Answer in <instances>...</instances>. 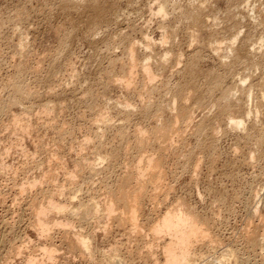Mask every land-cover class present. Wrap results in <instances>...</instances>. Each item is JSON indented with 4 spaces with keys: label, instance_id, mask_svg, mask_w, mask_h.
I'll return each instance as SVG.
<instances>
[{
    "label": "rangeland",
    "instance_id": "obj_1",
    "mask_svg": "<svg viewBox=\"0 0 264 264\" xmlns=\"http://www.w3.org/2000/svg\"><path fill=\"white\" fill-rule=\"evenodd\" d=\"M165 1L168 16H164L167 18L157 14L160 0H0V101L9 99L12 86L8 85L15 80L23 81L21 83H25L33 94L25 105L13 106L9 115H0V264H27L29 259L38 260L35 264H102L103 254L107 255L116 244L122 248L120 257L124 264H164V253L170 243L167 239H156L152 235L154 227L168 209L177 208L182 202L196 211V215L199 213L198 217L209 221L213 227L210 226L211 237L219 241L215 244L216 249L221 247V250L215 249L217 254H213L214 249L206 239V243L199 244L195 252L200 254L199 258L205 256L208 260L198 259L201 263L197 261L196 264H206L214 258L216 264H234L232 258L221 262L220 256L226 253L225 249L234 250L241 261L246 262L249 258L246 264H264V244H259V240L264 243L260 239L264 236V0H205L209 2L204 7L202 0ZM162 2L164 5V0ZM202 7L205 9L203 13L202 10L198 12ZM132 46L138 58L134 61L136 65L129 61L128 49ZM152 56L153 68L150 63ZM144 58L145 61L149 58L147 62L157 78L150 85H154L151 87L153 91H148L149 86L141 75L146 63ZM131 63L135 67H129ZM129 72L134 75L133 79ZM128 77L133 85L130 90L122 84ZM242 77L244 83H241ZM144 85H147V90ZM201 97L203 100L200 101ZM173 98L179 102L174 104ZM49 104L53 105L54 111L46 115L41 109ZM167 105L175 106L172 108L174 114ZM25 108L29 114H22V118L28 119L34 128L27 129L28 132L25 130V133L16 132L8 127L11 114L23 113ZM184 108L190 113L188 117ZM162 109H165L163 117L158 114ZM175 116L191 120L179 122L181 134L174 137L169 144L171 147L152 138L148 147L142 151L137 148L138 130L143 132L142 135L152 137L160 127L172 126ZM101 117L109 121L108 125L96 121ZM230 117L243 120L244 129H234L229 122ZM202 133H207V137ZM212 133H215V138ZM95 152L102 155L113 153L114 157L101 163ZM157 155L164 157L166 181H162L164 190L160 187L163 193L157 190L159 197L155 201L153 198L156 196L151 192L153 188L148 186L146 191L152 194L145 192L146 197H140L143 199H140L143 202L139 200L142 210L137 211L140 230L128 224H124V228L118 220L108 218L102 221V230L100 226H94L91 231L97 230L93 238V243L97 242V248L94 243L96 260L82 257L74 251L70 253L72 249L62 228H55L56 234L53 231L54 234L49 235L52 230L48 231L43 237L35 231L34 214L41 204L47 203L46 197L52 196L53 190H67L66 193L63 191L64 195L55 196V200L63 205L68 204L71 197H76V203L93 198L105 203L106 187L110 184L113 187L119 176L120 180L126 179L128 171H133L139 163L143 164V159ZM89 156L90 161L93 162L94 156L96 162H100L97 164L94 160L93 163L97 164L100 174L89 173L86 168L84 172L79 171L77 177L76 173L73 174L76 184L69 186V175L76 172L78 160H88L86 157ZM191 165L194 169L197 166V171L191 170ZM183 166L190 167L191 173L184 171ZM59 216L52 215L51 219L58 217V221H64L63 216H60L62 220ZM82 226L80 231L76 225L73 230L76 227L77 233L87 231L86 226ZM252 240L256 242L253 247L250 244ZM45 247L59 252L55 251L53 260H47L45 251L42 252ZM151 248H154L153 252H150Z\"/></svg>",
    "mask_w": 264,
    "mask_h": 264
},
{
    "label": "bare ground",
    "instance_id": "obj_2",
    "mask_svg": "<svg viewBox=\"0 0 264 264\" xmlns=\"http://www.w3.org/2000/svg\"><path fill=\"white\" fill-rule=\"evenodd\" d=\"M161 2H162V0H160ZM205 0H202V5H203V7H204V5H206V3H208L209 1H207V2H204ZM161 2H159V6H158V12H157V14L158 15H162L163 17H165L166 15L168 16V13H167V6H166V1L164 0V5H161ZM204 2V3H203ZM163 3V2H162ZM85 4V3H84ZM91 5V4H90ZM95 5V7H100L98 4H97V6H96V4H94ZM93 5V6H94ZM80 6V5H79ZM92 6V5H91ZM196 7V6H195ZM203 7H202V9H200L199 11H198V9H197V11L198 12H201V10H202V13H203V11L205 10H203ZM209 7V6H208ZM198 8H201V7H198ZM83 9V8H82ZM85 9V8H84ZM91 9H93V7H91ZM96 9V8H95ZM95 9H93V10H95ZM157 10V9H156ZM97 11H98V9H97ZM103 11V10H102ZM191 11V10H190ZM190 11H188L189 13H192V12H190ZM195 11V10H194ZM194 11H193V14H194ZM197 11H196V13H197ZM94 12V11H93ZM100 13V12H99ZM98 13V14H99ZM167 13V14H166ZM195 13V14H196ZM192 14V15H193ZM102 15V14H101ZM165 15V16H164ZM184 15V14H183ZM190 15V14H189ZM201 15V14H200ZM204 15V14H203ZM100 16V15H99ZM161 16V17H162ZM173 16V15H172ZM185 16V15H184ZM202 16V15H201ZM97 17V16H96ZM95 17V18H96ZM193 17V16H192ZM195 17V16H194ZM98 18V17H97ZM96 18V19H97ZM103 18V17H102ZM165 18H167V17H165ZM203 18V17H202ZM163 19V18H162ZM194 19V18H193ZM197 19V18H196ZM196 19H195V21H196ZM200 19H201V17H200ZM204 19V18H203ZM99 20V19H98ZM165 21V20H164ZM192 21V20H191ZM200 21V20H199ZM203 21V20H202ZM95 22V21H94ZM194 22V21H193ZM208 22V21H207ZM206 22V23H207ZM97 23V22H96ZM195 23V22H194ZM197 23V22H196ZM93 24V23H92ZM94 25H95V23H94ZM203 25H204V23H203ZM97 26V25H96ZM240 26V25H239ZM194 27V26H193ZM199 27H200V24H199ZM201 28H203V27H201ZM199 29H197V31H198ZM199 32V31H198ZM198 35V34H197ZM196 35V36H197ZM237 38V37H236ZM252 38V37H251ZM167 39V38H166ZM168 40V39H167ZM234 41H235V39H234ZM233 41V42H234ZM248 41V40H247ZM66 42V41H65ZM64 44V43H63ZM166 44V43H165ZM214 44V43H213ZM234 44V43H233ZM212 45V44H211ZM217 45V44H216ZM150 46H152V45H150ZM150 46H149V48H150ZM154 47V46H153ZM214 47V46H213ZM212 47V48H213ZM232 47V46H231ZM152 48V47H151ZM150 48V49H151ZM216 48V49H215ZM215 48H213V49H215V50H218L217 48V46H215ZM235 48V47H234ZM244 48V47H243ZM137 50V49H136ZM232 50H233V52L235 51L234 49H233V47H232ZM231 50V51H232ZM212 51V50H211ZM128 56H130L129 57V61H133L132 63L134 64V65H136L135 64V60H137L136 59V52H135V48L132 46V47H130L129 49H128ZM237 52H239V51H237ZM232 53V52H231ZM150 54V53H149ZM152 54H153V51H152ZM168 54V53H167ZM167 54H165L166 55V57H167ZM239 54V53H238ZM237 54V55H238ZM240 55V54H239ZM150 56V55H149ZM153 56H154V54H153ZM153 56L152 57H150V58H152V62L149 60V58L148 59H146L147 61L149 60L150 61V63H151V66H152V68H153V65H155V64H153L152 65V63L154 62L153 61ZM165 57V58H166ZM236 57V56H235ZM239 57V56H238ZM157 58V57H156ZM197 58V57H196ZM161 60V59H160ZM244 60V59H243ZM144 61H145V58H144ZM147 61H145L144 63V65H143V67H142V74L141 75H143V78H145V82H146V84L150 87V85L155 81V75H154V73L152 72L153 70H151V66H150V63H148ZM156 61V60H155ZM157 61H158V59H157ZM138 62V61H137ZM132 63L130 64V66L129 67H131L132 66ZM156 63V62H155ZM195 63V62H194ZM141 64V63H140ZM133 65V66H134ZM138 65V64H137ZM194 65V64H193ZM196 65V64H195ZM194 65V66H195ZM132 66V67H133ZM131 67V68H132ZM135 67V66H134ZM189 67V66H188ZM191 68V67H190ZM134 70H135V68H133ZM141 69V68H140ZM194 69V68H193ZM133 70V71H134ZM132 71V70H131ZM130 74H131V72H129ZM128 73V74H129ZM136 74V73H135ZM138 74V73H137ZM190 74V73H189ZM130 76V75H129ZM137 76V75H136ZM209 76H211V74L209 75ZM127 77V76H126ZM133 77H134V75L132 76V74H131V78L133 79ZM187 77H189V75L187 76ZM212 77H214V76H212ZM131 78H127V80H126V82L125 81H123L122 82V84H124V86L125 87H127L128 88V90H130L131 89V87H133V85L131 86V84H132V81H131ZM185 78V77H184ZM205 78V77H204ZM209 78V77H208ZM243 78V77H242ZM129 79V80H128ZM157 79V78H156ZM189 79V78H188ZM206 79H207V77H206ZM137 80V79H136ZM189 80H191V79H189ZM241 80V79H240ZM134 81V80H133ZM187 81V80H186ZM21 82H23V81H16L15 80V82H11V84H10V86L8 85V87H11V89H12V93L8 96L9 97V99L7 100V101H0V115H2V114H7L8 113V115H9V112L11 111V108L13 107V106H17V105H25V101H30L31 100V97H32V91L31 92H29L27 89H28V86L25 84V83H23V84H25V85H23ZM135 82V81H134ZM133 82V83H134ZM185 82V81H184ZM188 82V81H187ZM220 82V81H219ZM245 82V79L243 78L242 79V82L241 83H244ZM190 82H188V84H189ZM211 83V82H210ZM209 83V84H210ZM216 83V82H215ZM187 84V83H186ZM187 84V85H188ZM134 85H135V83H134ZM147 85H144L145 86V88L144 89H146V87H147ZM208 85V84H207ZM216 85H218V83L216 84ZM154 86V85H153ZM153 86H151V87H153ZM215 86V85H214ZM149 87H147V89H148V91L150 90H152L151 89V87H150V89H149ZM206 87V86H205ZM209 87V86H208ZM213 87V86H212ZM216 88V87H215ZM146 89V90H147ZM179 89V88H178ZM177 89V90H178ZM212 89H214V88H212ZM217 89V88H216ZM145 90V91H146ZM153 91V90H152ZM155 91V90H154ZM40 92V91H39ZM51 92V91H50ZM179 92V91H178ZM205 92V91H204ZM4 93V92H3ZM34 93H36V92H34ZM175 93V92H174ZM214 93V92H213ZM212 93V94H213ZM2 94V93H1ZM0 94V95H1ZM148 94H149V92H148ZM177 94V93H176ZM209 94V93H208ZM264 94V93H263ZM142 95V94H141ZM180 95V94H179ZM178 95V96H179ZM182 95V94H181ZM184 95V94H183ZM182 95V96H183ZM185 95H186V92H185ZM206 95V94H205ZM143 97L145 96V95H142ZM149 96V95H148ZM174 96V95H173ZM192 96V95H191ZM206 96H208V95H206ZM205 96V97H206ZM175 97H177V95L175 96ZM197 97V96H196ZM183 98H186V97H183ZM194 98H195V96H194ZM198 98V97H197ZM200 98V97H199ZM223 98V97H222ZM144 99V98H143ZM174 99V98H173ZM182 99V98H181ZM187 99V98H186ZM190 99V98H189ZM262 99H263V101H264V95L262 96ZM1 100V99H0ZM3 100V99H2ZM183 100H185V99H182V101ZM191 100V99H190ZM199 100V99H198ZM201 100H203V98L201 97V99H200V101ZM170 101H173V100H170ZM169 101V102H170ZM187 101H188V99H187ZM192 101V100H191ZM195 101V100H194ZM205 101V100H204ZM219 101V100H218ZM52 102V101H51ZM174 104L175 103H177V102H179V101H177L176 102V100L174 99ZM181 102V101H180ZM185 102V101H184ZM197 103H198V101H196ZM186 103V102H185ZM188 103H190V102H188ZM195 103V102H194ZM202 103V102H201ZM204 103V102H203ZM218 103V102H217ZM46 104V103H45ZM181 104V103H180ZM183 104V103H182ZM199 105H200V103H198ZM205 104V103H204ZM50 106H52V108L50 107V106H44L43 108L44 109H41L42 110V113L44 112V114H46L47 115V113H49L50 114V112L54 109L53 108V105H51V104H49ZM171 105V104H170ZM191 105V104H190ZM189 105V106H190ZM223 105V104H222ZM21 106V107H22ZM146 106V105H145ZM168 106V105H167ZM188 106V107H189ZM202 106V105H201ZM221 106V105H220ZM55 107V106H54ZM127 107H129V106H127ZM130 107H131V105H130ZM129 107V108H130ZM159 107H161V106H159ZM165 107H166V105H165ZM169 107V106H168ZM167 107V108H168ZM177 107V106H176ZM184 107H185V105H184ZM193 107V106H192ZM192 107H190L189 109H191ZM94 108V107H93ZM172 108L173 109H175V106L173 107V105H172V107H169L168 108V110H171L172 111ZM181 108H182V106H181ZM196 108V107H195ZM159 109V108H158ZM187 109V108H186ZM185 108H184V110H186ZM165 109H162L161 110V112H160V110H159V112L160 113H158V114H161V116L163 117V115L165 114V111H164ZM179 110V109H178ZM181 110V109H180ZM192 110H193V108H192ZM192 110H191V112H192ZM54 111V110H53ZM56 111V110H55ZM158 111V110H157ZM167 111V110H166ZM187 112L186 113H188V109L186 110ZM190 111V110H189ZM13 112V111H12ZM181 112H183V110L181 111ZM185 112V111H184ZM11 113V112H10ZM19 113V112H18ZM25 113H27V114H29V111H28V109H23V113H21V111H20V113L19 114H16V113H14V114H11L12 116V119H11V121L9 122L10 123V125L8 126L9 128H12L13 130L15 129L16 130V132L17 131H21V132H24L25 133V130L27 131V129L29 130V129H33L34 128V126H33V128H31L32 127V125L30 124V122L28 121V119L26 120V119H23L22 118V116L25 114ZM40 113V112H39ZM56 113V112H55ZM54 113V114H55ZM171 113H173V111L171 112ZM23 114V115H22ZM48 114V115H49ZM101 114V113H100ZM103 114V113H102ZM174 114V113H173ZM177 114V113H176ZM180 114V113H179ZM183 113H181V116L182 117H184V115H182ZM185 114V113H184ZM221 114V113H220ZM257 114V113H256ZM187 115H190V113H188V114H186L185 116H187ZM192 115V114H191ZM7 116V115H6ZM101 116V115H100ZM177 116V115H176ZM176 116H175V118H176ZM180 116V115H179ZM247 116H249V114L247 115ZM55 117V116H54ZM188 117V116H187ZM190 117V116H189ZM191 117H193V116H191ZM8 118V117H7ZM25 118H27V115H26V117ZM57 118V117H56ZM56 118H54V120L56 119ZM100 118V117H99ZM102 118V117H101ZM174 118V119H175ZM180 118V121L179 120H177V119H179ZM179 118H176L175 120H173L174 122L172 123L173 125L172 126H170V127H164V128H159L158 129V127H157V129L158 130H153L154 132L152 133L153 134V136L152 137H146V136H144V134L142 135L141 134V132L138 130V135H136V139H137V142H136V144H137V146H135V147H137V148H139L140 149V151H142L141 149H143V148H146V147H148V145L150 144V142H151V139L153 138V140H157L156 142H158V143H160V141H161V144L163 143L164 145H165V143H166V145H168L169 147H171L170 145V143L172 142V140L174 141V137H176V135H178V133H180L181 134V123H179V122H181V117H179ZM220 118H222L221 116H220ZM2 119V118H1ZM49 119V118H48ZM172 119H173V117H172ZM187 119H189V118H187ZM186 119V120H187ZM223 119V118H222ZM244 119V118H243ZM3 120V119H2ZM50 120V119H49ZM53 120V121H54ZM96 120V119H95ZM107 120V119H106ZM106 120H104L103 118L100 120V119H98V120H96V121H98L99 122V124L101 123V125H102V123H103V125H105L106 123V125H108V122L106 121ZM185 119L184 120H182L183 122L184 121H186ZM191 119H189V121H190ZM230 120V121H229ZM228 121L230 122V124H231V126L235 129H241L242 127H243V129H244V126L243 125H245V123H244V121L243 120H238V118H234V117H230V119H229ZM245 120V119H244ZM51 121V120H50ZM56 121V120H55ZM8 122V121H7ZM52 122V121H51ZM57 122V121H56ZM210 122V121H209ZM209 122H208V124H209ZM48 123V122H47ZM46 123V124H47ZM217 123V122H216ZM38 124V123H37ZM55 124V123H54ZM202 124V123H201ZM207 124V125H208ZM214 124V123H213ZM219 124V123H218ZM56 125V124H55ZM54 125V126H55ZM96 125H98V124H96ZM46 126V125H45ZM122 126V125H121ZM164 126V125H163ZM162 126V127H163ZM212 126V125H211ZM215 126V125H214ZM221 126V125H220ZM219 126V127H220ZM3 127V126H2ZM5 127V126H4ZM53 127V126H52ZM109 127V126H108ZM150 127V126H149ZM154 127V126H153ZM186 127V126H185ZM205 127V126H204ZM140 128V127H139ZM208 128V127H207ZM155 129V128H154ZM209 129V128H208ZM220 129V128H219ZM231 129V128H230ZM12 130V131H13ZM102 130H103V128H102ZM104 130H106V129H104ZM145 130V129H144ZM143 130V131H144ZM197 130V129H196ZM201 130V129H200ZM207 130V129H206ZM214 130V129H213ZM250 130V129H249ZM125 131V130H124ZM203 131V130H202ZM209 131V130H208ZM208 131H206L207 133H208ZM211 132H212V130H210ZM229 131V130H228ZM15 132V133H16ZM28 132V131H27ZM26 132V133H27ZM103 132V131H102ZM127 132V131H126ZM203 132H205V129H204V131ZM219 132V131H218ZM23 133V134H24ZM143 133V132H142ZM144 133H145V131H144ZM149 133V132H148ZM189 133V132H188ZM196 133V132H195ZM207 133H202L205 137H207ZM18 134V133H17ZM28 134V133H27ZM179 134V135H180ZM183 134V133H182ZM199 134H200V132H199ZM213 134V133H212ZM217 134V133H216ZM120 135V134H119ZM201 135V134H200ZM202 135V136H203ZM214 135H215V133L212 135V137H214ZM261 135V134H260ZM30 136V135H29ZM103 136V135H102ZM101 136V137H102ZM123 136H126V135H123ZM133 136V135H132ZM135 136V135H134ZM87 137V136H86ZM97 137V136H96ZM99 137V136H98ZM122 137V136H121ZM130 137V136H129ZM210 137V136H209ZM246 137V136H245ZM19 138V137H18ZM89 138V137H88ZM102 138H104V137H102ZM127 138V137H126ZM201 138V137H200ZM215 138V137H214ZM20 139V138H19ZM72 139V138H71ZM203 139V138H202ZM248 139V138H247ZM86 140V139H85ZM103 140V139H102ZM152 140V142L154 143L155 141H153ZM20 141V140H19ZM80 141V140H79ZM101 141V140H100ZM182 141V140H181ZM199 141V140H198ZM213 141V140H212ZM21 142V141H20ZM43 142V141H42ZM86 142V141H85ZM89 142V141H88ZM104 142V141H103ZM126 142V141H125ZM178 142V141H177ZM180 142V141H179ZM214 142V141H213ZM24 143V142H23ZM82 143V142H81ZM92 143V142H91ZM100 143V142H99ZM203 143V142H202ZM201 143V144H202ZM207 143V142H206ZM209 143V142H208ZM83 144V143H82ZM104 144V143H103ZM103 144H101L102 146H103ZM170 144V145H169ZM200 144V143H199ZM200 144V145H201ZM91 145H93V144H91ZM153 145V144H152ZM208 146L210 145V143L209 144H207ZM17 146V145H16ZM80 146H82V145H80ZM86 146V145H85ZM126 146V145H125ZM131 146V145H130ZM197 147H198V145H196ZM196 146H195V148H196ZM202 146H203V144H202ZM216 146V145H215ZM60 147V146H59ZM87 147V146H86ZM89 147V146H88ZM94 147V146H93ZM101 147V146H100ZM134 147V148H135ZM158 147H160V144L158 145ZM161 147H162V145H161ZM160 147V148H161ZM165 147V146H164ZM168 147V148H169ZM73 148V147H72ZM95 148V147H94ZM102 148V147H101ZM128 148V147H127ZM168 148H167V150H168ZM194 148V149H195ZM204 148V147H203ZM79 149V148H78ZM124 149V148H123ZM138 149V150H139ZM149 149V148H148ZM148 149H146V150H148ZM162 149V148H161ZM186 149V148H185ZM198 149V148H197ZM201 150H202V148H200ZM39 150V149H38ZM82 150V149H81ZM86 150V149H85ZM92 150V149H91ZM96 150H98L97 148H96ZM101 150V149H100ZM105 150H107V149H105ZM104 150V151H105ZM120 150V149H119ZM191 150V149H190ZM189 150V151H190ZM239 150V149H238ZM237 150V151H238ZM102 151V150H101ZM112 151V150H111ZM126 151H127V149H126ZM131 151V150H130ZM188 151V150H187ZM194 151V150H193ZM205 151H208V150H206L205 149ZM154 152V151H153ZM167 152V151H166ZM169 152V151H168ZM213 152V151H212ZM59 153V152H58ZM95 153H97V155L95 156V157H97V160H99V161H101V163H104V161L102 162V160H105V161H107V159H109V158H113L114 157V154L113 153H110V155H108V154H106L105 155V153H104V155H102V154H99L98 152H95ZM101 153V152H100ZM138 153V152H137ZM194 153V152H193ZM202 153V152H201ZM29 154V153H28ZM64 154V153H63ZM83 154V153H82ZM94 154V153H93ZM112 154V155H111ZM128 154V153H127ZM159 154V153H158ZM168 154V153H167ZM191 154H192V152H191ZM198 154V153H197ZM213 154V153H212ZM8 155V154H7ZM89 155V154H88ZM95 155V154H94ZM120 155V154H119ZM156 154H154V156H155ZM161 155V154H160ZM160 155H157V157H150V158H146L145 159V161H144V159L142 160V163L143 164H145L144 166H142L143 164H141V163H139V165L141 164V166H139L138 164H137V166H135V169L133 170V171H131V170H129L128 172H129V174H127V177H126V179H121L120 180V176L118 177V178H116V179H119L118 181L116 180V183L114 184V186L112 187H110V185H109V187H106V189L105 190H107V191H105L106 193H105V195H107V196H105L106 198H105V200H107V201H105V200H103V201H105V203L104 202H102V203H100L98 200V202L99 203H97V201H95V199L93 200V199H90V201H88L87 200V202H84V201H82V202H79L78 201V203H76V202H74L75 201V199H76V197H74V198H70V200H69V203L68 204H61V203H59V202H57V200H55V196L56 195H60V196H62V195H64V192L62 191V192H57L56 190H53L52 191V193L53 194H51L52 196H50L49 194V196H48V198L46 197V201H47V203L46 204H41L40 205V208L36 211V214H34L35 215V218H34V220L32 221L33 222V224L35 225L34 226V229H35V227H36V229L37 230H35V231H37V232H39V234L43 237V236H46L47 235V232L48 231H51V232H48V234L49 235H51V233H53V231L55 232V228H62L64 231H62V233L64 232V236H65V238L68 240V242L70 243V245H68V246H70V248L72 249H69V248H67V250L69 249V250H71V252L70 253H72L73 251L74 252H76V253H79L78 255H80V256H82V257H85V258H89L90 260H93L94 259V257L96 256V255H94V253L97 251L96 249H95V247H94V243H95V245H96V243L97 242H94L93 243V238H94V236H95V234H94V232H96V231H94L93 232V230L91 231V229L95 226V227H99L101 224H103L102 223V221H104V218L107 220V218H108V220L109 219H116V220H118V223H120V225H122V227L124 226V224H128V225H130V227H132V228H135V230L136 229H138V230H140V228H138V223L140 222L139 221V219H138V217H139V214L137 213V211L140 209V210H142L141 209V207L143 206H141V204H140V202H143V201H141V200H143V199H141V198H144V197H141V196H145V192L147 193V192H149V191H146V189L148 188V186H151V188H153L152 190L153 191H151L152 193V195L153 196H156V198L154 197H152L153 199H155V201H156V199H157V197H159V196H157L156 194H157V190H160V192L162 191L161 190V188L160 187H162V189L164 190V185L162 184V181H166V180H164V177H166V174H164V170H163V166H164V157L163 156H160ZM165 155V154H164ZM86 156V155H85ZM130 156V155H129ZM150 156H152V154L150 155ZM193 156V155H192ZM65 157V156H64ZM79 157V156H78ZM91 156H89V157H86L88 160H86V159H84V160H82L81 159V161H80V159L78 160L79 161V163L77 164V162L75 163V164H77L78 166H77V170H76V172H73L72 174H71V171H70V174L71 175H69L70 176V179L68 180V183H69V186L70 185H75L76 184V181H75V179L74 178H76L77 177V173H79V171H83L84 169H86L87 168V170L89 171V173H93V174H96V173H99L100 174V170H99V168H97V164H99L98 163V161L96 162V158L94 159V156L92 157L93 158V162L92 161H90V158ZM115 157H117L116 155H115ZM191 157V156H190ZM91 158V159H92ZM127 158V157H126ZM186 158H188V157H186ZM194 158H195V156H194ZM57 159V158H56ZM198 159V158H197ZM94 160H95V162L97 163V164H93V163H95L94 162ZM112 160V159H111ZM141 160V159H140ZM66 161V160H65ZM75 161H77V160H75ZM109 162H110V160H108ZM178 161V160H177ZM201 161V160H200ZM203 161V160H202ZM35 162V161H34ZM60 162V161H59ZM115 162V161H114ZM129 162V161H128ZM192 162V161H191ZM190 162V163H191ZM193 162H194V160H193ZM40 163V162H39ZM42 163V162H41ZM55 163V162H54ZM107 163V162H106ZM190 163H188V165L190 164ZM196 163V162H195ZM4 164V163H3ZM73 164V163H72ZM110 164V163H109ZM122 164V163H121ZM186 164V163H185ZM194 164V163H193ZM199 164V163H198ZM101 165V164H100ZM114 165V164H113ZM127 165V164H126ZM155 165V166H154ZM2 166V165H1ZM110 166V165H109ZM185 166V165H184ZM183 166V167H184ZM64 167V166H63ZM108 167V166H107ZM191 167H192V165H191ZM195 167V166H194ZM3 168H5V166L3 167ZM11 168V167H10ZM51 168V167H50ZM101 168V167H100ZM185 169H184V171L185 170H188L190 167H188V166H186V167H184ZM193 168V167H192ZM198 167L196 166V169H197ZM63 169V168H62ZM108 169V168H107ZM128 169V168H127ZM196 169H191V170H193L194 172L195 171H197ZM234 169V168H233ZM2 170V169H1ZM109 170V169H108ZM33 171V170H32ZM50 171H52V170H50ZM183 171V172H184ZM189 172H190V170H188ZM16 172V171H15ZM47 172H48V170H47ZM80 172V173H81ZM84 172V171H83ZM108 172V171H107ZM116 172V171H115ZM182 172V171H181ZM49 173V172H48ZM69 173V172H68ZM74 173H76V177L73 175ZM113 173V172H112ZM126 173H127V171H126ZM177 173V172H176ZM191 173V172H190ZM44 174V173H43ZM65 174V173H64ZM83 174V173H82ZM108 174H110V173H108ZM182 174H184V173H182ZM80 175V174H79ZM78 175V176H79ZM89 175V174H88ZM91 175V174H90ZM96 175H98V174H96ZM96 175H94V177L96 176ZM113 175V174H112ZM50 176V175H49ZM48 176V177H49ZM65 176V175H64ZM68 176V177H69ZM92 176V175H91ZM124 176V175H123ZM169 176V175H168ZM167 176V177H168ZM172 176V175H171ZM176 176V175H175ZM51 177V176H50ZM157 177V178H156ZM179 177V176H178ZM231 177V176H230ZM53 178V177H52ZM58 178V177H57ZM111 178V177H110ZM157 179V181L156 182H154V179ZM172 178V177H171ZM37 179V178H36ZM39 179H40V177H39ZM44 179H47L46 177L44 178ZM81 179V178H80ZM86 179V178H85ZM64 180V179H63ZM92 180V179H91ZM103 180V179H102ZM30 181V180H29ZM35 181V180H34ZM41 181V180H40ZM42 181H43V179H42ZM41 181V182H42ZM49 181V180H48ZM51 181V180H50ZM53 181V180H52ZM78 181V180H77ZM96 181V180H95ZM104 181H105V179H104ZM31 182V181H30ZM38 182H39V180H38ZM37 182V183H38ZM40 182V183H41ZM44 182H47L46 180L44 181ZM66 182V181H65ZM132 182L133 183H135L134 185L132 184ZM36 183V184H37ZM78 183V182H77ZM96 183V182H95ZM102 183V182H101ZM114 183V182H113ZM57 184V183H56ZM79 184V183H78ZM89 184H91V183H89ZM153 184V185H152ZM168 184V183H167ZM35 185V184H34ZM83 185V184H82ZM107 185V186H108ZM170 185V184H169ZM30 186H31V184H30ZM37 186V185H36ZM38 186H39V184H38ZM46 186V185H45ZM59 186V185H58ZM57 186V187H58ZM65 186V185H64ZM89 186V185H88ZM100 186V185H99ZM105 186H106V184H105ZM132 186H134V190L133 191H131L130 189L132 188ZM33 187H35V186H33ZM41 187V186H40ZM44 187V186H43ZM63 187V186H62ZM104 187V186H103ZM166 187V186H165ZM59 188V187H58ZM160 188V189H159ZM169 188H171V186L169 187ZM21 189H23V188H21ZM27 189V188H26ZM37 189V188H36ZM41 189V188H40ZM43 189V188H42ZM56 189V188H55ZM60 189V188H59ZM69 189H70V187L68 188V191H69ZM71 189H73V187L71 188ZM86 189V188H85ZM149 189H150V187H149ZM166 189V188H165ZM48 190H50V189H48ZM82 190V189H81ZM88 190H90V189H88ZM28 191V190H27ZM47 191V190H46ZM87 191V190H86ZM156 193H155V192ZM66 192H67V190H66ZM65 192V193H66ZM76 192V191H75ZM80 192V191H79ZM82 192V191H81ZM101 192V191H100ZM160 192H158V194L160 193ZM166 192H167V190H166ZM166 192H164V193H166ZM169 192H171V191H169ZM161 193H163V191L161 192ZM74 194H76V193H74ZM78 194V193H77ZM84 194V193H83ZM92 194V193H91ZM149 195H151L150 194V192L148 193ZM155 194V195H154ZM79 195V194H78ZM88 195V194H87ZM147 195V194H146ZM167 195H168V193H167ZM40 196V195H39ZM76 196V195H75ZM100 196V195H99ZM67 197V196H66ZM101 197V196H100ZM141 197V198H140ZM146 197V196H145ZM163 197V196H162ZM37 198V197H36ZM41 198V197H40ZM63 199V198H62ZM87 199V198H86ZM97 199V198H96ZM99 199V198H98ZM103 199V198H102ZM141 199V200H140ZM179 199V198H178ZM225 199V198H224ZM139 200H140V202H139ZM147 200H149V199H147ZM159 200V199H158ZM157 200V201H158ZM163 200V199H162ZM225 200H227V199H225ZM76 201H77V199H76ZM86 201V200H85ZM94 201V202H93ZM154 201V200H153ZM179 201H181V200H179ZM33 202H34V199H33ZM37 202V201H36ZM167 202V201H166ZM39 203V202H38ZM65 203V202H64ZM36 204V203H35ZM159 204V203H158ZM162 204V203H161ZM260 204V203H259ZM182 205V206H181ZM181 205H178L177 206V208H173V209H168L167 210V212L165 213V215L163 216L162 215V218H161V220L160 221H158L157 223V225H156V227H154V231H153V236L156 238V239H159V240H169V243L170 244H168V246H167V249H166V251H165V253L164 254H166L165 256H166V262L164 263V264H196L197 263V261L199 262V260L198 259H200V261H202L201 259H203V260H205V259H207L208 257H206L205 258V256L204 257H200L199 258V256H200V254H198V253H196L195 252V248L196 247H198V245L200 244H202L206 239H208L209 240V242L208 243H210V246H212V248L214 249V253H213V250L212 249H210V250H212V253L213 254H215L216 252V250H218L219 248H220V250H221V247H219L218 246V249H216V245H217V242H219L218 240H216L215 238H213V237H211L212 235H211V229H210V226L212 227V225H209V221L207 222V220H203L202 218H200V217H198L197 215L199 214H197L196 215V211L194 212L193 211V209H191L190 208V206L189 207H186V205L185 204H183V202L181 203ZM34 206V205H33ZM32 206V207H33ZM39 206V205H38ZM157 206V205H156ZM160 206V205H159ZM181 206V207H180ZM152 207V206H151ZM150 207V208H151ZM175 207V206H174ZM257 207V206H256ZM29 208V207H28ZM155 208V207H154ZM159 209V208H158ZM121 211V213H119V214H117V212H120ZM140 210H139V212H140ZM232 212V211H231ZM35 213V212H34ZM153 213H154V210H153ZM162 213V212H161ZM256 213V212H255ZM52 215H54V216H63V218L62 219H64V221H58L59 220V218L57 217V219L56 218H53V219H51V216ZM113 215H115V216H113ZM118 215V216H117ZM144 215V214H143ZM148 215V214H147ZM59 216V217H60ZM156 216V215H155ZM61 217H60V220H62L61 219ZM153 217V216H152ZM161 217V216H160ZM159 217V218H160ZM157 218V217H156ZM143 219H145V218H143ZM146 219H147V217H146ZM154 219V218H153ZM207 219V218H206ZM211 219V218H210ZM209 219V220H210ZM262 219V218H261ZM148 220V219H147ZM115 221V220H114ZM113 221V222H114ZM214 221V220H213ZM106 222V221H105ZM117 222V221H116ZM151 222V221H150ZM79 225H78V224ZM109 223V222H108ZM142 223V222H141ZM33 224H32V226H33ZM143 224V223H142ZM151 224V223H150ZM215 224V223H214ZM258 224V223H257ZM76 225V227H77V225H78V227L77 228H79V231L81 230V226L82 225H84V226H88L87 228L85 227V230H87V231H82V233L81 232H79V233H77L76 232V230H77V228L75 227L74 228V230H75V232H74V230H73V227ZM81 225V226H80ZM109 225H111L110 223H109ZM113 225V224H112ZM118 225V224H117ZM128 225H127V227H128ZM80 226V227H79ZM84 226H82V227H84ZM102 226V225H101ZM100 226V227H101ZM106 226V225H105ZM145 226V225H144ZM155 226V225H154ZM215 226V225H214ZM110 227V226H109ZM121 227V228H122ZM141 227V226H140ZM143 227V226H142ZM151 227V226H150ZM153 227V226H152ZM205 227V228H204ZM112 228V227H111ZM120 228V227H119ZM124 228H125V226H124ZM132 228H131V231H132ZM213 228V227H212ZM247 228V227H246ZM99 230H100V228H99ZM101 230H102V227H101ZM107 230H108V228H107ZM57 232H58V230H56ZM105 231V230H104ZM130 231V232H131ZM259 231V230H258ZM60 232V231H59ZM85 232H86V235H85ZM108 232V231H107ZM139 232H141V231H139ZM46 233V234H45ZM100 233V232H99ZM112 233V232H111ZM132 233V232H131ZM54 234V233H53ZM55 234H56V232H55ZM58 234H60V233H57V235ZM104 234H106V232L104 233ZM103 234V235H104ZM38 235V234H37ZM147 235V234H146ZM215 235V234H214ZM251 235V234H250ZM63 236V237H64ZM129 236V235H128ZM131 236V235H130ZM129 236V237H130ZM133 236V235H132ZM248 236V235H247ZM47 237H50V236H47ZM56 237V236H55ZM63 237H61V238H63ZM105 237V236H104ZM107 237V236H106ZM110 237V236H109ZM127 237V236H126ZM253 237V236H252ZM251 237V238H252ZM45 238V237H44ZM43 238V239H44ZM60 238V239H61ZM145 238V237H144ZM217 238V237H216ZM255 238V237H254ZM56 239H57V237H56ZM105 239V238H104ZM250 239V238H249ZM260 239H262V241L264 242V236H263V238L261 237ZM42 240V239H41ZM49 240V239H48ZM97 240V239H96ZM95 240V241H96ZM106 240V239H105ZM143 240V239H142ZM154 240V239H153ZM46 241V240H45ZM110 241V240H109ZM130 241V240H129ZM157 241V240H156ZM163 241V242H164ZM51 242V241H50ZM53 242V241H52ZM67 242V241H66ZM65 242V243H66ZM252 242H253V240H252ZM121 243V242H120ZM143 243H145V242H143ZM152 243V242H151ZM204 243H206V242H204ZM236 243H238L237 241H236ZM241 243V242H240ZM250 243V242H249ZM67 244V243H66ZM216 244V245H215ZM251 245H252V247H253V245H256V242L254 243H250ZM259 244H260V246H262L261 244H264V243H261L260 242V240H259ZM44 245H46V244H44ZM117 245V244H116ZM111 246L110 245V247H112L111 248V250H109V252H108V254L107 255H105L106 253H104L102 256L104 257L103 259H104V263H102V264H122V263H120V262H123V264L125 263L124 261H122L121 260V257H120V251L122 250V248L121 249H119V247L118 246ZM122 245V244H121ZM125 245V244H124ZM151 245V244H150ZM199 245V246H200ZM233 245H234V243H233ZM239 245H241V244H239ZM11 246H13V245H11ZM47 246V245H46ZM50 246V245H49ZM52 246V245H51ZM120 246V245H119ZM226 246V245H225ZM259 246V247H260ZM18 247V246H17ZM44 247V246H43ZM53 247V246H52ZM56 247V246H55ZM109 247V248H110ZM121 247V246H120ZM124 247V246H123ZM129 247V246H128ZM154 247V246H153ZM204 247V246H203ZM236 247V246H235ZM244 247V246H243ZM251 247V248H252ZM13 248V247H12ZM14 248H16V247H14ZM46 248V247H45ZM57 248H59V247H57ZM96 248H97V245H96ZM166 248V247H165ZM256 248H258V246L256 247ZM256 248H254V249H256ZM262 248V247H261ZM17 249V248H16ZM142 249V248H141ZM152 249V248H151ZM150 249V250H151ZM154 249V248H153ZM153 249H152V251H150V252H153ZM201 249V248H200ZM216 249V250H215ZM253 249V248H252ZM260 249V248H259ZM264 249V248H263ZM12 250V249H11ZM18 250H19V247H18ZM42 250V249H41ZM102 250H103V248H102ZM128 250V249H127ZM132 250V249H131ZM219 250V251H220ZM226 250V253L225 252H223L224 253V255L222 256V254H221V259H222V261L221 262H224L223 260H227L228 259V261H229V259L231 260V258L232 259H234V264H246V262H248L249 261V258H248V261H246V262H244L243 260L241 261V259L239 260V259H237V257L239 256H235V253L236 252H234V250H227V249H225ZM45 251V252H44ZM55 249L54 248H50V249H48V248H46V249H44L42 252H44V254L45 255H47L48 256V259L47 260H49V259H51V260H53L54 259V253H55ZM104 251V250H103ZM252 251H254V250H252ZM260 251V250H259ZM19 252V251H18ZM34 252V251H33ZM104 252H106V251H104ZM211 252V251H210ZM21 253V252H20ZM32 253V252H31ZM56 253H59V252H57L56 251ZM55 253V254H56ZM68 253V252H67ZM75 253V254H76ZM101 253V252H100ZM99 253V254H100ZM142 253V252H141ZM211 253V254H212ZM221 253V252H220ZM35 254V253H34ZM69 254V253H68ZM150 254H152V253H150ZM217 254V253H216ZM237 254V253H236ZM11 255V254H10ZM10 255H9V257H10ZM59 255V254H58ZM71 255V254H70ZM69 255V256H70ZM132 255V254H131ZM148 255V254H147ZM153 255V254H152ZM245 255V254H244ZM42 256V255H41ZM57 255H55V257H56ZM210 257H215L216 255H214V256H211V255H209ZM8 257V256H7ZM74 257V256H73ZM150 257V256H149ZM148 257V258H149ZM153 257H154V255H153ZM158 257V256H157ZM255 257V256H254ZM16 258V257H15ZM34 258V257H33ZM47 258V257H46ZM84 258V259H85ZM163 258V257H162ZM213 258H211V259H213ZM241 258V257H240ZM34 259H36V258H34ZM41 259H42V257H41ZM44 259V258H43ZM123 260H124V258H122ZM149 259H151V258H149ZM210 259V258H209ZM210 259V260H211ZM215 259L216 258H214V260L212 261V262H210V261H208L206 264H216L215 263ZM251 259V258H250ZM56 261H57V259H55ZM94 260H96V259H94ZM98 260H100V259H98ZM158 260V259H157ZM208 260V259H207ZM28 262H27V264H35V262L37 263V261L38 260H33V259H29V260H27ZM43 261V260H42ZM101 261V262H102ZM133 261V260H132ZM150 261V260H149ZM152 261V260H151ZM155 261V260H154ZM228 261H226V262H228ZM233 261V260H232ZM47 262H49V263H51V261H47ZM53 262V261H52ZM83 262H84V260H83ZM86 262V261H85ZM100 262V261H99ZM100 262V263H101ZM128 262V261H127ZM206 262V261H205ZM220 262V263H221ZM231 262V261H230ZM39 263V262H38ZM45 263V262H44ZM67 263V262H66ZM97 263V262H96ZM95 263V264H96ZM133 263V262H132ZM199 263H201V262H199ZM198 263V264H199ZM91 264V263H90ZM154 264H155V262H154ZM156 264H158V263H156ZM205 264V263H204ZM227 264V263H226Z\"/></svg>",
    "mask_w": 264,
    "mask_h": 264
}]
</instances>
